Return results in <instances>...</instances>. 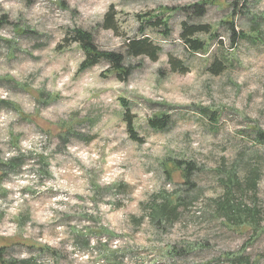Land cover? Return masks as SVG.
Masks as SVG:
<instances>
[{
    "label": "clouds",
    "instance_id": "obj_1",
    "mask_svg": "<svg viewBox=\"0 0 264 264\" xmlns=\"http://www.w3.org/2000/svg\"><path fill=\"white\" fill-rule=\"evenodd\" d=\"M0 264H264V0H0Z\"/></svg>",
    "mask_w": 264,
    "mask_h": 264
}]
</instances>
